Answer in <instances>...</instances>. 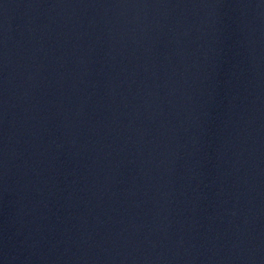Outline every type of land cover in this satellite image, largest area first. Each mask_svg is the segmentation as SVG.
Segmentation results:
<instances>
[{
    "label": "water",
    "instance_id": "water-1",
    "mask_svg": "<svg viewBox=\"0 0 264 264\" xmlns=\"http://www.w3.org/2000/svg\"><path fill=\"white\" fill-rule=\"evenodd\" d=\"M0 264H264V0H0Z\"/></svg>",
    "mask_w": 264,
    "mask_h": 264
}]
</instances>
